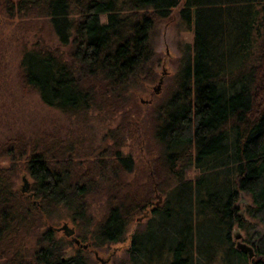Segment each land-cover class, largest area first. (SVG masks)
Here are the masks:
<instances>
[{"label":"trees","instance_id":"1","mask_svg":"<svg viewBox=\"0 0 264 264\" xmlns=\"http://www.w3.org/2000/svg\"><path fill=\"white\" fill-rule=\"evenodd\" d=\"M177 6L193 28V41L184 47L171 91L154 117L162 149L158 159L170 189L146 212L145 225L131 233L128 259L130 264H264V228L252 230L238 204L240 192H247L252 201L244 213L264 227V0H0L4 14L41 17L59 44L70 46L65 56L59 44L35 41L23 49L18 65L25 90L69 114L93 104L118 105L142 72L153 79L146 64L154 54L152 29ZM26 144L31 194L12 183L14 163H0L5 262L0 264H90L84 245L50 224L40 230L37 223L59 204L75 221L90 219L87 196L97 187L93 161L78 171L74 161H81L73 159L72 143L51 132L30 141L6 138L0 150L21 158ZM113 152L114 168L132 166L130 154L119 147ZM107 162L100 157L94 164L103 168ZM191 164L201 169L192 177L186 175ZM115 185L93 243L121 239L131 218L150 203ZM235 222L247 231L251 257L235 243Z\"/></svg>","mask_w":264,"mask_h":264},{"label":"rangeland","instance_id":"2","mask_svg":"<svg viewBox=\"0 0 264 264\" xmlns=\"http://www.w3.org/2000/svg\"><path fill=\"white\" fill-rule=\"evenodd\" d=\"M101 17L104 18V15ZM21 18L23 19L8 16L0 11V142L17 135L30 141L42 136L44 132L57 134L62 137L64 143H72L75 151L73 159L81 161H74L78 171L86 169L93 161L91 164L95 170L91 177L97 181V187L87 196L89 220L85 223L73 220L70 216L71 210L59 204L52 209L47 219L38 221L37 228L42 230L48 224L54 227L67 221L75 227L77 235H87L88 239L82 241L88 243L84 249L90 264H119L121 261L130 264L128 247L131 233L145 225L150 214L144 212L150 211L152 206L156 205V200L159 201L157 204L163 202L170 189V182L165 178L167 170L161 164L160 158L158 159L162 149L154 133V117L157 113L155 108L171 91L183 49L193 41V28L187 27L179 17L177 6L169 17L160 19L152 29L154 54L146 64L152 67L153 79L143 78L145 73L142 72L139 74L140 80L127 87L118 105L93 104L78 112L79 114H69L42 101L35 90L24 89L18 66L23 49L35 41H51L57 44L59 41L50 23L41 17L38 20ZM59 45L66 56L70 46ZM118 147L124 154L132 156L133 164L129 169L114 168L113 150ZM28 148L29 145L26 144V153L16 159L10 158L0 150L1 164L14 163L12 183L15 187L22 186L23 173L32 180L30 172L25 168L26 155L30 151ZM12 150L17 151L16 147ZM100 157L108 160L103 168L94 164ZM196 172H201L200 167L191 164L186 175L192 177ZM112 182L116 184L115 189L122 194L136 193L140 197H146L150 203L131 218L121 239L93 243L97 224L108 211L109 195L114 189V185L111 187ZM242 197H245V201ZM251 201L252 198L247 192H240L239 207H244ZM244 217L252 221V230L264 228L254 216L244 213ZM46 220L48 221L45 222ZM236 228L242 232L241 239H244L247 233L245 227L235 222L231 228L234 240H237L234 234ZM61 233L68 238L63 229H57V234ZM75 243L68 244V252H72ZM2 261L4 262L0 256V263H3Z\"/></svg>","mask_w":264,"mask_h":264},{"label":"water","instance_id":"3","mask_svg":"<svg viewBox=\"0 0 264 264\" xmlns=\"http://www.w3.org/2000/svg\"><path fill=\"white\" fill-rule=\"evenodd\" d=\"M156 88H158V86H156ZM22 180H23V183H22V186L20 187L21 190L28 191V193L31 194L32 191L29 190L31 183L26 173H23ZM242 200L245 201V197H242ZM158 202L159 201L156 200V203ZM244 210H245L244 207H241V213H243V215H244ZM144 213L146 214V211ZM139 217H141V215H139ZM54 227L57 229H60V228L63 229L65 234L70 236L71 239H74L77 244H82L84 246H87L88 243L86 241H82L81 238H79V236L75 233V230H76L75 227L72 224L69 225L67 221H64L60 225H57ZM234 234L237 237V240H235V243H237V246L244 248L250 257L253 256L254 255L253 245L250 242H247L245 239H241L242 232L239 231L238 228H236L234 231Z\"/></svg>","mask_w":264,"mask_h":264},{"label":"flooded vegetation","instance_id":"4","mask_svg":"<svg viewBox=\"0 0 264 264\" xmlns=\"http://www.w3.org/2000/svg\"><path fill=\"white\" fill-rule=\"evenodd\" d=\"M157 204V203H156ZM147 212V211H146Z\"/></svg>","mask_w":264,"mask_h":264}]
</instances>
